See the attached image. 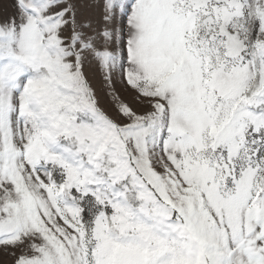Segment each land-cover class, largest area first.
<instances>
[{"label": "snow or ice", "instance_id": "obj_1", "mask_svg": "<svg viewBox=\"0 0 264 264\" xmlns=\"http://www.w3.org/2000/svg\"><path fill=\"white\" fill-rule=\"evenodd\" d=\"M0 264H264V0H0Z\"/></svg>", "mask_w": 264, "mask_h": 264}]
</instances>
